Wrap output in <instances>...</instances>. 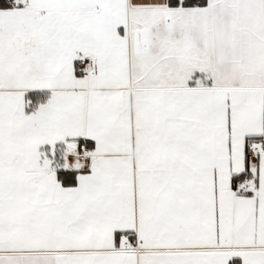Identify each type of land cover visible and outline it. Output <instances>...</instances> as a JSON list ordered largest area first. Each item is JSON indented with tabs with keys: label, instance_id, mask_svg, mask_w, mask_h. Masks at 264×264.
I'll return each mask as SVG.
<instances>
[{
	"label": "snow or ice",
	"instance_id": "6c2138e0",
	"mask_svg": "<svg viewBox=\"0 0 264 264\" xmlns=\"http://www.w3.org/2000/svg\"><path fill=\"white\" fill-rule=\"evenodd\" d=\"M0 264H264V0H0Z\"/></svg>",
	"mask_w": 264,
	"mask_h": 264
}]
</instances>
